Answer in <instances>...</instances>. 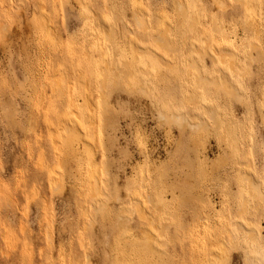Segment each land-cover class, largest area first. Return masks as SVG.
<instances>
[{"label":"rangeland","instance_id":"374dc122","mask_svg":"<svg viewBox=\"0 0 264 264\" xmlns=\"http://www.w3.org/2000/svg\"><path fill=\"white\" fill-rule=\"evenodd\" d=\"M223 1L5 0L0 264H264V0Z\"/></svg>","mask_w":264,"mask_h":264},{"label":"bare ground","instance_id":"6f19581e","mask_svg":"<svg viewBox=\"0 0 264 264\" xmlns=\"http://www.w3.org/2000/svg\"><path fill=\"white\" fill-rule=\"evenodd\" d=\"M215 1V0H214ZM216 3H218V5L219 4H221V3H224V1L223 0H216ZM178 5H179V7L180 8H182V2L180 3H178ZM137 13V12H136ZM135 19H136V21H137V23L139 24V25H142L143 24V22L144 21H142V19L143 18H141V16L139 15V14H136L135 15ZM109 31H111V30H109ZM113 34V33H112ZM110 35V32H108L107 34H106V37L108 38V37H110L109 36ZM112 37V36H111ZM164 37V36H163ZM156 41V40H155ZM162 42H163V44L166 42L167 43V40L166 41H164V40H162ZM165 46H166V44H164ZM159 47L161 48V46L159 45ZM164 47V46H163ZM169 50V49H168ZM225 52V51H224ZM224 52H223V54H222V57H223V55H224ZM145 53H147V52H145ZM226 55V54H225ZM224 55V56H225ZM221 56V55H220ZM154 57V56H153ZM158 57V56H157ZM158 59V58H157ZM222 60H223V58H221ZM224 62V61H223ZM223 62H221V63H223ZM195 63V62H194ZM231 60H230V65H231ZM234 63V62H233ZM192 65H193V63H191ZM228 65H229V62H228ZM235 65H236V63H235ZM195 66V65H194ZM234 67V66H233ZM231 68V67H230ZM200 69V68H199ZM232 69V68H231ZM199 79H202V80H204L205 78H204V76L203 75H200L199 76ZM217 81H218V83H220V85L222 84L223 86H225L226 88H228L230 91H232L233 93H235V94H238V92H237V89L233 86V85H231V83H230V80H229V78L227 77V74L225 75L224 73H222L219 77H217ZM217 83V84H218ZM221 85V86H222ZM222 86V87H223ZM195 91V90H194ZM233 96V95H232ZM169 111V110H168ZM171 112H167L166 111V113H164V112H160V115H161V117L162 118H166V119H170V120H172V119H174V120H176L177 122H179V125L181 124V123H183V124H186V121H185V118L183 117V116H180V115H176L172 110H170ZM208 111V110H207ZM159 112V111H158ZM209 112V116L211 117V118H214V114H215V112H214V110H210V111H208ZM169 120V121H170ZM168 121V120H167ZM184 121H185V123H184ZM177 122H175V123H177ZM188 124H190V123H188ZM206 123L204 122V121H200L199 122V127H201V126H203V125H205ZM193 127V126H192ZM65 130H66V132H67V134L69 135V133L70 132H74V130L70 127V126H66L65 127ZM75 132H77V131H75ZM253 146H254V144H253ZM89 149V148H88ZM90 151V150H89ZM91 153V152H90ZM58 180V179H57ZM56 180V181H57ZM54 181V180H53ZM256 182V181H255ZM255 182H253V181H251V186H252V188L254 189V191L256 190L257 192H259V186H258V184H256ZM59 186H60V184H59ZM59 188V187H58ZM251 188V189H252ZM260 192H262V191H260ZM244 202H245V204H246V200H244ZM245 206V205H244ZM243 207V206H242ZM140 209V208H139ZM240 210H242V209H240ZM137 212V211H136ZM244 212V211H243ZM141 214V213H140ZM143 214V213H142ZM146 214V213H145ZM141 216V215H140ZM143 216V215H142ZM241 228V227H240ZM229 230V229H228ZM227 230V231H228ZM249 234V233H248ZM249 237L251 238L250 239V241L254 238V236L252 235V234H250L249 235ZM256 239V238H255ZM253 241H256V240H254L253 239ZM233 242V241H232ZM149 244V243H148ZM151 244V243H150ZM149 246V245H148ZM236 246V245H235ZM154 250V249H153ZM247 255V254H246ZM247 261H248V263L247 264H259L258 262H256L255 263V261H253L249 256L247 257Z\"/></svg>","mask_w":264,"mask_h":264},{"label":"clouds","instance_id":"9594fccd","mask_svg":"<svg viewBox=\"0 0 264 264\" xmlns=\"http://www.w3.org/2000/svg\"><path fill=\"white\" fill-rule=\"evenodd\" d=\"M10 3L14 5L15 0H9ZM5 7V0H0V9H3Z\"/></svg>","mask_w":264,"mask_h":264},{"label":"snow or ice","instance_id":"6c2138e0","mask_svg":"<svg viewBox=\"0 0 264 264\" xmlns=\"http://www.w3.org/2000/svg\"><path fill=\"white\" fill-rule=\"evenodd\" d=\"M226 6L227 5H225L224 3L219 4V8H221V9H224Z\"/></svg>","mask_w":264,"mask_h":264}]
</instances>
